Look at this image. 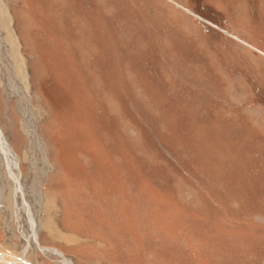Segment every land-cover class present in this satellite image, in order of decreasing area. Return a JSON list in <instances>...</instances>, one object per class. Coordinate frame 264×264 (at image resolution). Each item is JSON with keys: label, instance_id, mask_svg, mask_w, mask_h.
<instances>
[{"label": "rangeland", "instance_id": "rangeland-1", "mask_svg": "<svg viewBox=\"0 0 264 264\" xmlns=\"http://www.w3.org/2000/svg\"><path fill=\"white\" fill-rule=\"evenodd\" d=\"M0 135L1 251L264 264V0H0Z\"/></svg>", "mask_w": 264, "mask_h": 264}, {"label": "bare ground", "instance_id": "bare-ground-1", "mask_svg": "<svg viewBox=\"0 0 264 264\" xmlns=\"http://www.w3.org/2000/svg\"><path fill=\"white\" fill-rule=\"evenodd\" d=\"M0 142V150L4 156L7 167V176H9V178L13 180L15 187L14 189L18 190L17 176L14 173L13 161L10 159V150L6 147L5 143L2 140ZM0 264H28V262L24 260L22 255L20 257H17V255H14L13 253L0 250Z\"/></svg>", "mask_w": 264, "mask_h": 264}]
</instances>
